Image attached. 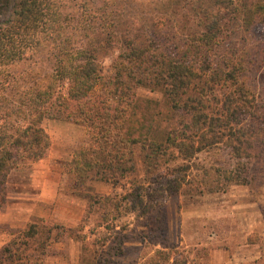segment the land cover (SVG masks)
Instances as JSON below:
<instances>
[{
	"label": "trees",
	"instance_id": "trees-1",
	"mask_svg": "<svg viewBox=\"0 0 264 264\" xmlns=\"http://www.w3.org/2000/svg\"><path fill=\"white\" fill-rule=\"evenodd\" d=\"M206 1L201 34L183 40L172 51L131 45L106 74L93 46H67L69 36L63 33L64 18L55 0H0V86L10 67L26 61L45 42L52 45L49 77L26 90L23 109L0 110V211L6 205L10 173L24 161L42 160L50 148L45 120L70 121L85 128L89 143L73 154L69 166L76 188L99 181L114 183L124 193L122 200L89 197L82 224L76 228L41 222L11 231V240L0 249V264H28L30 258L45 256L51 244L66 239L83 246L88 233L96 236L92 244L95 264H110L125 254L129 235L135 232L124 226L116 231L114 212L122 206L125 214L143 222L142 233L135 236L144 234L162 245L146 264H187V258L167 244L166 207L156 198L177 195L185 179L176 175L159 181L158 176L152 180L157 183L156 195H150L149 185L138 181L135 149L140 150L145 175H151L222 143L238 161L233 170L222 172L219 191L231 184L248 185L250 167L240 161L261 157L264 151L263 135L251 130L254 121L264 131V103L252 93L239 86L238 98L229 94L219 115L212 109L209 113L207 105L218 86L230 80L237 85L236 76L226 71L229 63H211L212 50L223 47L233 22L246 31L264 24V0ZM197 83L200 91L195 96ZM139 89L161 95L164 111L157 101L140 100ZM92 216L96 221L85 233ZM95 229L103 231L90 233Z\"/></svg>",
	"mask_w": 264,
	"mask_h": 264
},
{
	"label": "rangeland",
	"instance_id": "rangeland-1",
	"mask_svg": "<svg viewBox=\"0 0 264 264\" xmlns=\"http://www.w3.org/2000/svg\"><path fill=\"white\" fill-rule=\"evenodd\" d=\"M55 2L64 18L63 33L69 36L67 46L76 49L93 46L99 51L98 61L106 74L119 54L131 45L172 51L183 40L201 34L204 30V9L207 8L206 0ZM199 3H202L201 8ZM226 38L223 47L212 50L210 61L214 65L229 63L226 71L236 76L237 85L230 80L228 86L220 85L212 91L214 98L208 96V112L212 109L217 115L229 94L233 93L234 99L238 98L239 86L252 93L261 101L260 104L264 103V24L246 31L233 22ZM51 47V43L45 42L26 61L9 68L3 86H0V110L16 106L24 108L26 90L34 87L35 83H44L51 74ZM227 57L232 58V62H228ZM105 59L110 61L107 66L104 65ZM199 84L194 86L195 96L200 91L197 90ZM137 95L142 101H157L160 110L164 111L165 103L161 95L148 89H139ZM251 125L253 134L264 137V131L259 130L257 122L252 121ZM43 128L50 140L45 157L36 162L24 161L7 179V207L5 205L0 211V243L4 240L3 231L29 223L44 222L76 228L82 224L89 197L122 200L124 195L114 183L91 181L83 189L75 187L69 166L73 154L89 143L84 127L70 121L45 120ZM161 128L164 129L163 126ZM140 155V150L135 149L137 177L140 183L145 181L149 185L146 191L150 195H156L157 183L152 184V180L158 176L159 181H164L165 176L171 179L176 175L185 179L177 195L156 198L166 207L164 232L167 244L178 255L187 258V264H262L264 151L261 157L240 161L250 167L249 184H231L224 191L218 190L224 181L221 174L233 170L238 160L222 143L196 153L190 160H178L156 169L151 175H145ZM123 211L122 206L119 212H114L117 215L116 231L124 226L123 229L135 232L133 236L129 235L125 254L113 259L110 264H146L155 258V252L162 245H159V240L145 238L144 234L135 236L142 231L143 222ZM94 221L96 216L89 220L85 233L89 232ZM101 231L95 229L90 233ZM95 238L88 233L83 246L66 239L51 248L46 256L35 260L31 258V264H95L92 256Z\"/></svg>",
	"mask_w": 264,
	"mask_h": 264
},
{
	"label": "crops",
	"instance_id": "crops-1",
	"mask_svg": "<svg viewBox=\"0 0 264 264\" xmlns=\"http://www.w3.org/2000/svg\"><path fill=\"white\" fill-rule=\"evenodd\" d=\"M6 200H7V198H6ZM6 204H7V202H6ZM6 207H7V205H6ZM8 224H10V223H8ZM30 224V223H29ZM29 224H26L25 226H23V227H15V229H12V228H10V229H8L7 231L5 230V231H3L1 234H2V238L4 239L1 243H0V249L4 246V245H6L10 240H11V235H10V233H11V231H17V230H23L24 228H26ZM57 225H59V224H57ZM59 226H62V225H59ZM263 232H264V229L262 230ZM5 232V233H4ZM6 239V240H5ZM61 242H59V243H54V244H49L50 246L47 248V252H46V254H49V250L51 249V248H53V247H55V245H59ZM46 254H45V256H46ZM33 259H34V257H33ZM33 260H31V258H30V260H29V262H28V264H31V262H32ZM261 263L262 264H264V241L262 242V244H261Z\"/></svg>",
	"mask_w": 264,
	"mask_h": 264
},
{
	"label": "clouds",
	"instance_id": "clouds-1",
	"mask_svg": "<svg viewBox=\"0 0 264 264\" xmlns=\"http://www.w3.org/2000/svg\"><path fill=\"white\" fill-rule=\"evenodd\" d=\"M110 63V61L108 59L104 60V65L107 66Z\"/></svg>",
	"mask_w": 264,
	"mask_h": 264
}]
</instances>
